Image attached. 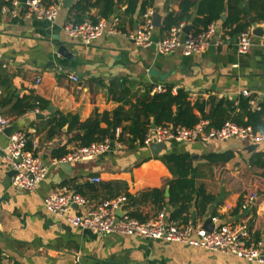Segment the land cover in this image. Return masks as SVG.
<instances>
[{
  "label": "crops",
  "instance_id": "crops-1",
  "mask_svg": "<svg viewBox=\"0 0 264 264\" xmlns=\"http://www.w3.org/2000/svg\"><path fill=\"white\" fill-rule=\"evenodd\" d=\"M75 1L70 5L62 4L53 23L28 19L21 13L12 17L7 12H0V115L10 119L11 131L26 133L28 147H34L49 166L46 177L36 189L25 191L12 186V176L7 178L10 170L0 154V264H258L179 242L116 233L99 235L72 226L45 210L43 197L62 187L88 200L82 207L72 205L68 210L70 214L84 212L105 199L126 197L125 191L136 195L147 188H163L167 197L168 182L174 176L160 157L168 153L186 154L192 160L195 185L204 186L214 196L203 215L197 217L191 210L189 220L192 222L193 213L194 223L201 225L213 215L218 216L219 223L236 224L246 220L252 240L264 241V177L259 175L260 168L248 164L253 153L264 151V139L253 142L230 138L187 144L168 141L164 143L166 148L156 156L152 155L149 145L135 144L130 148L123 144L119 150L91 160L70 162L69 171L58 164H50L57 158L56 152H69L79 145L68 142L73 132L67 131V125L50 136L48 119L59 114H73L84 121L94 110L111 113L120 105L127 110L147 90L152 95L157 85L162 90L169 86L173 93L182 88L191 100L214 97L235 101L238 95H244L243 90H247L254 100V103L250 100L251 106L257 107L264 99V49L255 42L248 53L240 54L235 49L237 35L230 37L224 33L221 24L228 15V4L234 0L224 1L221 13L224 20L213 21L216 34L210 45L203 52L189 56L182 55L179 50L159 55L152 48L136 47L128 34L141 24L143 13L136 12L132 17L121 15L126 0L117 2L110 15H119V33L100 37L89 45L70 39L62 25L69 20L70 7ZM182 1L153 0L152 7L147 10L156 12L161 22V26L153 31L154 38L167 33L161 27L170 11H184L186 4L181 7ZM189 1L185 12L191 18L183 23L184 27L190 26L188 32L192 33L197 28L192 19L200 0ZM245 2L249 7L247 12ZM249 3L250 0H243L240 22H248L251 27L248 18H254L255 13ZM84 17L102 18L99 17V6L89 7ZM257 23L264 26V19ZM219 39L223 40L222 44L215 46L213 42ZM60 45L66 47L69 58L58 53ZM59 66L64 68L62 73L57 71ZM69 73L76 74L78 80H71ZM120 91L124 101L128 102L124 103L120 98ZM12 93L14 98L10 99ZM31 94L47 100V108L28 109L16 115L12 109L15 97ZM101 126L105 127V123ZM10 132L4 131L0 135L1 145L7 143ZM225 151H232L234 156L224 164H208L204 158L208 153ZM245 171H253L256 179L247 180L242 176ZM91 177H99L100 182H91ZM114 182H120L122 186L106 185ZM89 185L95 189H89ZM253 192L257 195L256 200L242 209L244 199ZM111 194L114 196L108 198ZM126 201L127 198L122 211L129 215ZM139 209L148 215L154 211L150 203ZM162 209L169 220L170 206L167 204L148 219Z\"/></svg>",
  "mask_w": 264,
  "mask_h": 264
},
{
  "label": "built area",
  "instance_id": "built-area-1",
  "mask_svg": "<svg viewBox=\"0 0 264 264\" xmlns=\"http://www.w3.org/2000/svg\"><path fill=\"white\" fill-rule=\"evenodd\" d=\"M62 2L63 0H0V12H7L12 17H17L18 13H21L28 19H42L53 23ZM141 19L142 22L137 29L128 35L136 47L152 48L159 55L171 54L177 50L184 56L201 53L210 45L212 36L216 34V26L213 22L198 33H185L183 31L184 23L180 22L172 26L164 36L154 38L155 27L152 24V10L145 11ZM62 30L70 39L83 45H89L100 37L119 33L120 17L112 15L110 18H100L95 22L91 19L68 20L62 25ZM222 42L223 40L219 39L215 40L213 44L219 46ZM255 42L264 49V37H255L249 27L235 37V49L240 54L248 53ZM57 71L62 73L64 68L59 66ZM68 76L73 81L78 80V76L74 73H69ZM38 81L39 79L36 82ZM154 90L160 91L162 87L157 85ZM242 93L246 96L250 95L247 90H243ZM251 103H254V100H251ZM9 121V118L0 115V135L4 133ZM207 125L208 121L201 119L191 127L173 124L150 126L145 133L143 144L150 145L155 142L166 143L168 141L187 144L230 138L260 142L264 139L262 134L255 133L250 126L237 125L229 120L218 128H207ZM119 133L120 128L117 127L112 137H105L89 145L72 148L62 157L52 159L50 164L87 161L99 155L119 150L123 146V143L117 138ZM0 154L8 169L14 171L11 184L15 188L33 191L48 173L49 166L34 151V147H28V137L22 130H14L8 134L7 143L0 144ZM90 181L98 183L100 178L91 177ZM256 198V193H251L244 199L241 208L246 209L248 204L255 201ZM125 200V196L105 199L84 212L70 214L68 210L72 205L82 207L87 205L88 200L81 194L62 187L50 191L43 197L42 202L45 210L51 215L72 226L90 230L99 235L116 233L168 240L264 264V241L262 239L252 240L246 220L236 224L219 223L218 216H212L213 227L211 230H207L201 224L169 221L166 218L165 210L162 209L144 222L130 217L125 211L115 221V210Z\"/></svg>",
  "mask_w": 264,
  "mask_h": 264
},
{
  "label": "trees",
  "instance_id": "trees-1",
  "mask_svg": "<svg viewBox=\"0 0 264 264\" xmlns=\"http://www.w3.org/2000/svg\"><path fill=\"white\" fill-rule=\"evenodd\" d=\"M120 0H76L70 7L69 20L82 21L85 19L84 12L91 6H99V17L109 18L114 12V5ZM225 0H200L196 15L192 23L197 28L192 33H198L207 28L213 21H218L223 12ZM230 0H227L229 2ZM189 0H183L181 7L184 11L174 13L169 12L163 20L162 30H169L172 26L180 22H185L191 18L185 11L189 7ZM153 0H126V8L121 15L133 16L136 12L144 13L148 7H152ZM251 9L254 11L256 21L264 19V0H250ZM243 11V0H234L228 4V15L221 26L228 36L232 37L249 27L248 22H240V14ZM202 16V17H199ZM92 21H97L96 17H90ZM200 26V27H198ZM123 29V26L121 27ZM120 98L123 99V92L120 91ZM14 95L10 99H13ZM251 96L238 95L235 101L226 98H196L191 100L189 93L182 88H178L175 93L171 87L166 86L162 91H155L149 95L147 90L137 98V101L125 109L123 105L118 106L111 113L94 112L84 121H80L73 114H59L57 117L48 119L49 135L67 125V131L73 132L68 142L74 141L79 146H86L92 142L100 141L105 137H111L117 127L121 128L117 137L124 145L133 147L135 144L140 146L147 129L153 123L156 126L169 124L191 127L201 119L207 120V128H218L225 121L229 120L237 125L250 126L257 133L264 134V99L257 107L250 104ZM128 102L127 100L124 103ZM48 101L41 97L31 94L27 97H15L12 109L16 115L22 114L28 109L38 108L44 110L48 106ZM209 105V107H208ZM208 107V110L206 108ZM129 121V124L123 125ZM105 123V127L101 126ZM56 127V128H55ZM67 151H58L54 154L57 158L62 157ZM234 156L232 151L221 153H208L204 156L208 164H224ZM160 160L168 167L173 174V178L168 182L169 195H164L163 188H147L136 195L124 192L127 198L126 206L129 215L144 222L160 210L163 204L170 206L167 211L169 220L180 221L183 223L191 222V210L196 216L204 214L206 207L214 200V196L206 191L204 186H196L194 181V170L192 160L186 154L168 153L160 157ZM250 166L261 169L259 175L264 177V151L253 153L248 159ZM192 173V176L190 175ZM107 186L114 185L121 187L120 182L106 183ZM95 189L93 185L87 186ZM111 194L108 198L113 197ZM150 203L154 207L151 214L143 213L139 207ZM216 216V215H213Z\"/></svg>",
  "mask_w": 264,
  "mask_h": 264
},
{
  "label": "water",
  "instance_id": "water-1",
  "mask_svg": "<svg viewBox=\"0 0 264 264\" xmlns=\"http://www.w3.org/2000/svg\"><path fill=\"white\" fill-rule=\"evenodd\" d=\"M73 0H63L62 4L63 5H70L72 3ZM244 10L245 12L249 11V7H248V3L245 2L244 4ZM221 18L224 20V15L221 16ZM249 20V23L251 24V27H250V30H251V33L255 36V37H264V26L262 25H259L257 23V21L253 18V17H249L248 18ZM152 24L154 25V27H157L159 28L161 26V22H160V16L156 13V12H153L152 13ZM190 29V26L189 25H186L185 27H183V31L185 33H188ZM58 53L62 54V55H65L66 57H70V53L66 51V47L64 45H60L59 48H58ZM155 125L152 123L151 124V127H154ZM12 130V126H8L6 127L5 131H11ZM112 137V135H111ZM256 145H252V147H254ZM150 147V151L152 153V155L156 156L161 150L165 149L166 148V145L164 143H151L149 145ZM60 167L66 169V171H69V167H70V162H60L58 164ZM14 174V171L10 170L7 172V178L8 177H11L12 175ZM123 211H122V205H120L119 207L116 208L115 210V221L118 220L119 217H121L123 215ZM192 222L194 223L195 222V214L193 213L192 214ZM210 223V220L207 219L204 224H203V227L207 228L208 230H211L212 226Z\"/></svg>",
  "mask_w": 264,
  "mask_h": 264
},
{
  "label": "rangeland",
  "instance_id": "rangeland-1",
  "mask_svg": "<svg viewBox=\"0 0 264 264\" xmlns=\"http://www.w3.org/2000/svg\"><path fill=\"white\" fill-rule=\"evenodd\" d=\"M253 171H249V172L248 171H245L244 172V175L242 174V176H244L247 180H250V179L254 180V179H256V174Z\"/></svg>",
  "mask_w": 264,
  "mask_h": 264
},
{
  "label": "bare ground",
  "instance_id": "bare-ground-1",
  "mask_svg": "<svg viewBox=\"0 0 264 264\" xmlns=\"http://www.w3.org/2000/svg\"><path fill=\"white\" fill-rule=\"evenodd\" d=\"M190 223H192V224H194L195 225V223H193V222H190ZM210 223L212 224V222H211V218H210ZM203 226V225H202ZM212 227H213V224H212ZM205 228V227H204ZM205 229H207V228H205ZM212 229V228H211ZM208 230V229H207Z\"/></svg>",
  "mask_w": 264,
  "mask_h": 264
}]
</instances>
